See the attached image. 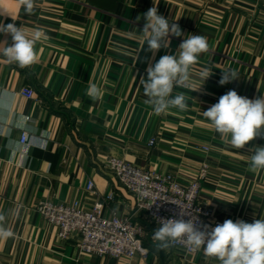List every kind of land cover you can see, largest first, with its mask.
Masks as SVG:
<instances>
[{
    "label": "crops",
    "instance_id": "0c3cea01",
    "mask_svg": "<svg viewBox=\"0 0 264 264\" xmlns=\"http://www.w3.org/2000/svg\"><path fill=\"white\" fill-rule=\"evenodd\" d=\"M154 6L183 33L170 36V47L155 55L142 33L143 14ZM0 13V21L23 27L29 38L35 30L44 34L31 66L20 68L0 55V213L15 233L0 240V264H219L202 249L186 255L157 247L153 238L144 242L146 260L87 255L75 236L60 240L37 213L38 202L89 208L112 192L105 214L129 213L130 196L104 168L108 156L172 173L184 184L207 163L199 199L214 219H264V170H250L252 148L264 146V139L233 148L203 115L229 90L264 97V0H36L30 15L18 0H0ZM189 34L209 44L187 86L173 91L183 92L189 107L156 114L145 103L140 78L161 56L174 55ZM11 43L10 35L0 34V53ZM204 67L213 75L202 85ZM227 69L237 70L238 80L220 85ZM93 84L101 89L97 99L88 94ZM21 90L34 98H24ZM152 137L156 142L148 146ZM88 180L95 193L85 190ZM135 219L146 222L142 214Z\"/></svg>",
    "mask_w": 264,
    "mask_h": 264
},
{
    "label": "clouds",
    "instance_id": "9594fccd",
    "mask_svg": "<svg viewBox=\"0 0 264 264\" xmlns=\"http://www.w3.org/2000/svg\"><path fill=\"white\" fill-rule=\"evenodd\" d=\"M35 2L36 0H18L24 13L28 15L33 14ZM140 18L137 16L136 19ZM143 18L145 24L142 33L146 37L148 51L153 55L161 48L170 47V36L183 35L179 24L176 21L170 23L155 6L149 8ZM0 34L10 35L12 39L11 45L6 44L0 53L9 63L25 68L36 62L35 45L44 35L41 30H35L29 38L23 27H17L15 23L5 25L0 21ZM208 51L206 37L189 34L179 44L174 55L165 54L154 65H149L146 69L147 78H140L147 97L145 103L156 114L165 113L171 108L187 110L189 105L186 95L183 92L173 95L174 88L187 86L192 67L199 63L200 55ZM211 75L213 71L210 67H204L199 72L202 85ZM233 80H238L237 70L227 69L222 71L219 84L225 85ZM88 94L92 99H97L101 96V89L93 84L89 87ZM203 115L220 134L221 139L233 148L243 149L258 137L264 139V97L249 99L235 90H229L220 96L217 103L203 111ZM252 150L250 170H264V146H256ZM183 215L181 213L180 218L159 220L160 226L153 235L157 247H167L182 240L193 250L202 249L206 257L216 259L219 264H264V219H255L251 223L226 219L215 227H197V219L185 221ZM4 222L5 216L0 213V240L14 238L15 233L5 227Z\"/></svg>",
    "mask_w": 264,
    "mask_h": 264
},
{
    "label": "built area",
    "instance_id": "2783aa9c",
    "mask_svg": "<svg viewBox=\"0 0 264 264\" xmlns=\"http://www.w3.org/2000/svg\"><path fill=\"white\" fill-rule=\"evenodd\" d=\"M20 95L26 99L34 98L29 90H21ZM26 139V133H21L20 142L25 143ZM155 142L154 137L150 138L148 146ZM201 149L209 151L208 146ZM104 168L130 196L132 205L129 213L105 214L107 204L114 197L112 192L96 199L89 208H84L79 202L65 205L40 201L36 205L37 213L56 228L57 237L65 240L75 236L76 247L84 254L124 259L139 256L146 260L149 249L142 243L147 234L146 227L135 219L137 214H142L155 229L160 226V219L180 218L181 213L185 221L197 219V227H215L223 223L214 219L211 207L199 199L200 181L209 170L207 163H202L197 177L185 184L172 173L138 167L116 156L106 157ZM85 190L95 193L92 180L87 181ZM168 247L179 248L186 255L197 252L182 240Z\"/></svg>",
    "mask_w": 264,
    "mask_h": 264
},
{
    "label": "rangeland",
    "instance_id": "374dc122",
    "mask_svg": "<svg viewBox=\"0 0 264 264\" xmlns=\"http://www.w3.org/2000/svg\"><path fill=\"white\" fill-rule=\"evenodd\" d=\"M145 223L141 222L143 225H145L146 227V235L144 236L143 240H142V243L144 245V242L147 240V241H150L152 239V237H150L151 235L150 234H154V231H155V228L154 226H152L149 222H147V220L145 219ZM151 242V241H150ZM154 242V240H153Z\"/></svg>",
    "mask_w": 264,
    "mask_h": 264
}]
</instances>
